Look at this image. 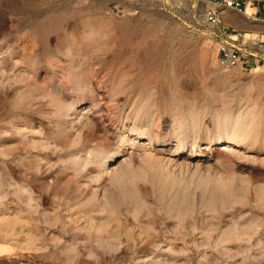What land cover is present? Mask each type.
Masks as SVG:
<instances>
[{
  "label": "rangeland",
  "instance_id": "obj_1",
  "mask_svg": "<svg viewBox=\"0 0 264 264\" xmlns=\"http://www.w3.org/2000/svg\"><path fill=\"white\" fill-rule=\"evenodd\" d=\"M224 1L0 0V264H155L185 249L177 259L181 264L210 259L214 264H264V249L239 253L234 246H196L252 221L264 222V62L223 70L220 42L206 19L214 7L223 13L222 26L260 39L256 33L264 22L249 18L264 20V0H247V12L225 11ZM65 32L72 35L66 41ZM146 54L152 61L144 70L140 60ZM90 64L93 72L112 74V80L129 71L108 83L109 90L121 83L150 93L148 102L144 97L139 103L152 110L145 121L127 120L132 108H126L123 122L109 127L105 146L86 141L98 106L83 94L93 72L78 74ZM155 107L161 115H153ZM157 125L163 141L171 136L166 146L156 143ZM193 152L205 157L187 155ZM127 166L129 182L125 175L113 184V176ZM124 185L135 189L129 197ZM106 194L122 203L116 213L120 225L114 221L108 229L112 233L120 226L119 235L111 234L119 239L108 231L103 235L104 246L117 239L123 244L112 253L102 248L103 238L83 229L109 221L108 211L84 213L87 202L105 205ZM182 217L189 219L183 223ZM180 229L191 236L172 234ZM261 231L255 240H264V226ZM128 232L139 241L133 249L126 246ZM150 233L160 246L146 251L140 241Z\"/></svg>",
  "mask_w": 264,
  "mask_h": 264
},
{
  "label": "bare ground",
  "instance_id": "obj_2",
  "mask_svg": "<svg viewBox=\"0 0 264 264\" xmlns=\"http://www.w3.org/2000/svg\"><path fill=\"white\" fill-rule=\"evenodd\" d=\"M246 12H247V10H246ZM250 17V16H249ZM252 17V16H251ZM84 25V24H83ZM89 26V25H88ZM61 28V27H60ZM88 28V27H87ZM109 28V27H108ZM111 28V27H110ZM109 28V29H110ZM59 29V28H58ZM74 29H76V28H74ZM73 29V30H74ZM66 30V29H65ZM71 30V29H70ZM69 30V31H70ZM72 30V31H73ZM257 30V29H256ZM59 31V30H58ZM86 31H87V29H86ZM74 32H75V30L73 31V34H74ZM104 32V31H103ZM109 32V31H108ZM113 32V31H112ZM128 32V31H127ZM66 33H68V32H65L64 33V35H62L63 37H64V40H65V37L67 36V35H71L70 33L69 34H66ZM123 33V32H122ZM82 34V33H81ZM125 34V33H124ZM75 35V34H74ZM73 35V36H74ZM85 35V34H84ZM98 35V34H97ZM100 35V34H99ZM98 35V36H99ZM118 35V34H117ZM72 36V35H71ZM70 36V37H71ZM79 36V35H78ZM93 36V35H92ZM101 36V35H100ZM100 36H99V38H100ZM68 37V36H67ZM93 37H95V35L93 36ZM107 37V36H106ZM114 37V36H113ZM102 38V37H101ZM105 38V37H104ZM68 39V38H67ZM66 39V40H67ZM86 39V38H85ZM91 39H93V38H91ZM98 39V38H97ZM61 40V39H60ZM65 40V41H66ZM72 40H74V39H72ZM77 40V39H76ZM106 40V39H105ZM60 42V41H59ZM75 42V41H74ZM78 42H79V40H78ZM81 42V41H80ZM85 42H87V41H85ZM84 42V43H85ZM92 42V41H91ZM99 42V41H98ZM110 42V41H109ZM69 43V42H68ZM81 43H83V40H82V42ZM80 43V44H81ZM95 44V43H94ZM97 44V43H96ZM99 44V43H98ZM58 45V44H57ZM85 45V44H84ZM102 45H104V44H102ZM102 45H100V46H102ZM107 45V44H106ZM110 45V44H109ZM109 45H107V46H109ZM114 45V44H113ZM87 46V45H86ZM111 46V45H110ZM109 46V47H110ZM78 47V46H77ZM80 47V46H79ZM83 47V46H82ZM97 47V46H96ZM95 47V48H96ZM103 47V46H102ZM115 47V46H114ZM52 48V47H51ZM129 48V47H128ZM160 48V47H159ZM53 49V48H52ZM80 49V48H79ZM87 49H88V47H87ZM87 49L85 48V50L87 51ZM102 49V48H101ZM100 49V50H101ZM143 49H145V48H143ZM152 49V48H151ZM69 50V49H68ZM104 50V49H103ZM105 50H107V47H106V49ZM110 50V49H109ZM144 51V50H143ZM49 52V51H48ZM67 52V51H66ZM68 52H71V51H68ZM142 52V51H141ZM78 53V52H77ZM103 53V52H102ZM105 53V52H104ZM107 53H108V51H107ZM147 53V52H146ZM151 53H153V52H151ZM106 54V53H105ZM110 54V53H109ZM112 54V53H111ZM159 54V53H158ZM80 55V54H79ZM141 55V54H140ZM156 55V54H155ZM159 55H161V54H159ZM95 56H97V55H95ZM142 56V55H141ZM148 56H149V53H148ZM147 56V54L145 55V57H144V59L142 58V60H140L142 63H140L141 65L140 66H142V68L144 69V70H147V68L150 66V61H152V60H150V58ZM77 57V56H76ZM75 56H74V58H76ZM103 57V56H102ZM112 57V56H111ZM118 57V56H117ZM161 58H162V56H161ZM90 59V58H89ZM151 59H153V58H151ZM79 60V59H78ZM122 60V59H121ZM71 61V60H70ZM94 61V60H93ZM92 61V62H93ZM154 61V60H153ZM156 61V60H155ZM162 61V60H161ZM60 62V61H59ZM62 62H64V61H61V63ZM134 62V61H133ZM51 63V62H50ZM58 63V62H57ZM74 63V62H73ZM139 63V62H138ZM70 64V63H69ZM89 64V63H88ZM130 64H132L131 62H130ZM135 64V63H134ZM137 64V63H136ZM157 64V63H156ZM54 65V64H53ZM56 65V64H55ZM61 65V64H60ZM81 65V64H80ZM79 65V66H80ZM133 65V64H132ZM138 65V64H137ZM176 65V64H175ZM73 66V65H72ZM71 66V67H72ZM134 66V65H133ZM139 66V67H140ZM172 66V65H171ZM60 67V66H59ZM70 67V68H71ZM77 67V66H76ZM75 67V68H76ZM91 67V64H90V66H89V68H87V69H85V70H82L81 71V73L79 72V74L78 75H80V76H84V74L85 73H87V70L89 71V72H93V70L90 68ZM136 67V66H135ZM86 68V67H85ZM133 68V67H132ZM130 69H131V67H130ZM258 69V68H257ZM260 69H261V67H260ZM125 70V69H124ZM138 70V69H137ZM137 70H135V71H137ZM143 70V71H144ZM259 70V69H258ZM126 71V70H125ZM150 71V70H149ZM257 71V70H256ZM259 71H261V70H259ZM35 72V71H34ZM118 72V71H117ZM121 72V71H120ZM129 72V71H128ZM128 72L127 73H125V72H121V73H118V74H116L115 75V80L113 79L112 80V74H106V75H101L102 73L98 70H96L95 69V72H93V74H94V80L91 82V83H89V81H87V83H89L88 85H83L84 86V88L85 89H83V94H86V93H89L88 95H86L88 98H90L93 102H95V105H94V107L95 106H98V109H97V111H95L96 113H97V116H94L95 117V119H94V125H92L93 127L91 128L90 126L88 127V129L89 128H91L92 129V131H91V129L89 130L90 132L87 134V137H86V141H87V143H88V141H89V139L91 140H93V143H95L94 141H97L98 142V144L101 146V145H103V146H105V144L109 141V135L112 133L111 131H110V129H109V127L110 126H113V127H115L116 125H117V123H122L123 122V120H122V114L125 112V110H126V108H132V110H131V112H129L128 113V116H127V120H130V119H134L135 121L134 122H141L142 120H144L145 119V117H144V115L145 114H147V113H149V112H151L148 108L146 109L145 108V106H143V105H141V104H139L140 103V101L141 102H143V98L145 97L146 98V102H148L147 101V99L149 98L150 99V93L148 94V95H146L145 94V92L144 91H140V89H139V91L140 92H138V91H136V90H134V88H132V87H130V86H120L119 84H121V83H119L118 84V86L117 87H115V86H113V88H112V90L114 89V88H116V89H114V91H112L111 89L109 90L108 89V83H110V82H112L113 81V83L115 84L116 83V80H118V81H120L119 79L120 78H125V77H127L129 74H128ZM148 72V71H147ZM75 76H76V74L75 73H73ZM141 74V73H140ZM143 74H144V72H143ZM34 75V74H33ZM32 75V76H33ZM32 76H30V77H32ZM73 76V75H72ZM90 76V75H89ZM131 76V75H130ZM63 77V76H62ZM77 77V76H76ZM138 77H139V75H138ZM100 78V81L98 80ZM119 78V79H118ZM65 79V78H64ZM130 79V78H129ZM132 79V78H131ZM130 79V80H131ZM136 79V78H135ZM140 79V77L138 78V80ZM67 80V79H66ZM65 80V81H66ZM88 80V79H87ZM124 80V79H123ZM122 81V80H121ZM132 81V80H131ZM177 81H178V79H177ZM31 82V81H30ZM33 82H35V81H33ZM43 82V81H42ZM72 82V81H71ZM134 82V81H133ZM137 82V81H136ZM112 83V84H113ZM131 83V82H130ZM129 83V84H130ZM173 83H174V81H173ZM71 84V83H70ZM113 84V85H114ZM125 84V83H124ZM82 85V84H81ZM81 85H79V86H81ZM117 85V84H116ZM131 85V84H130ZM39 86V85H38ZM89 86L91 87V89L89 88ZM32 87V86H31ZM34 87H35V85H34ZM178 89V88H177ZM145 90H146V88H145ZM162 90V89H161ZM146 91H148V90H146ZM163 91V90H162ZM161 91V92H162ZM149 92H151V91H149ZM168 93V92H167ZM171 93V92H170ZM108 94H111V96H109L110 97V99H109V97H108ZM164 94V93H163ZM122 95H126L125 97H123ZM146 95V96H145ZM151 95H153V94H151ZM166 96V95H165ZM169 96H170V94H169ZM87 97H86V99H87ZM167 97H168V95H167ZM166 97V98H167ZM176 97V96H175ZM177 98V97H176ZM85 99V98H84ZM89 99V100H90ZM148 99V100H149ZM152 99V98H151ZM154 99V98H153ZM152 99V100H153ZM156 99V98H155ZM178 99V98H177ZM145 102V101H144ZM152 103H154V102H152ZM30 104V103H29ZM145 105H146V103H145ZM143 106V107H142ZM148 106V104L146 105V107ZM151 106V105H150ZM149 106V107H150ZM156 106V105H155ZM159 106V105H158ZM129 108V109H130ZM156 108V107H155ZM151 109V108H150ZM152 109H153V106H152ZM159 108L157 107L154 111H153V115H156L157 113H159ZM182 110V109H181ZM173 113V112H172ZM194 113V112H193ZM160 114V113H159ZM151 115V114H150ZM161 115V114H160ZM157 116V115H156ZM149 117V116H148ZM153 117V116H152ZM158 117H159V115H158ZM161 117V116H160ZM194 118V117H193ZM158 119V118H157ZM160 119V118H159ZM158 119V120H159ZM126 120V121H127ZM151 120H152V118H151ZM161 120V119H160ZM194 120V119H193ZM145 121V120H144ZM158 122V121H157ZM156 122V123H157ZM160 122V121H159ZM194 122V121H193ZM158 124V123H157ZM192 124V123H191ZM136 126V125H135ZM137 126H139L138 124H137ZM193 127L195 126V125H192ZM112 127V128H113ZM119 128V127H118ZM157 134L156 133H154L155 134V140H156V143L158 144V145H160V146H166L165 145V143H167V140L168 141H170V135H168V137H167V139H165L164 141L161 139V136H160V132H161V128H159V126L157 125ZM139 129V128H138ZM194 129V128H193ZM194 131V130H193ZM137 132V134H138V131H136ZM141 132V131H140ZM142 134V133H141ZM169 134V133H168ZM139 135V134H138ZM113 136V135H112ZM85 138V137H84ZM127 138V137H126ZM188 138V137H187ZM152 139V138H151ZM186 140V139H185ZM85 141V142H86ZM182 141V140H181ZM82 142H84V141H82ZM90 142V141H89ZM92 142V141H91ZM155 142V141H154ZM125 143V142H124ZM84 144V143H83ZM92 144V143H91ZM97 144V145H98ZM134 144H136L135 143V141H134V139L132 138V140H131V145H134ZM85 145V144H84ZM89 145V144H88ZM98 145V146H99ZM109 145H110V143H109ZM102 146V147H103ZM107 146V145H106ZM101 148V147H100ZM107 148V147H106ZM178 149V148H177ZM175 150V149H174ZM99 151V150H98ZM101 151V150H100ZM178 151L179 150H175V154H177L178 153ZM101 153V152H100ZM99 154V153H98ZM194 154H197V155H199V157H205V154L204 153H188L187 155H189L190 157L191 156H193ZM190 157H188V158H190ZM96 159L98 158V156L97 157H95ZM94 158V159H95ZM220 158V157H219ZM93 159V158H92ZM225 164V163H224ZM32 165V164H31ZM32 167V166H31ZM128 167V166H127ZM30 168V167H29ZM28 168V169H29ZM130 168H132L131 169V171L134 169L133 167H131L130 166ZM163 168V167H162ZM127 169H129V167L128 168H123L122 167V169L118 172L117 171V174H115V176H113V179H111V180H113V184H114V182H118V179H119V181L121 180V178L122 177H125V175H126V179H124V180H128L127 181V183L129 182V180H130V175L128 174V176H129V178H127ZM30 170V169H29ZM135 170V169H134ZM157 170V169H156ZM162 170V169H161ZM32 171V170H31ZM154 171H155V168H154ZM154 171H153V174H154ZM33 172V171H32ZM32 172H30V174L32 173ZM101 172V171H100ZM135 172H137V171H135ZM36 173V175H38L37 174V172H35ZM129 173V172H128ZM139 173V172H138ZM161 173H163V172H161ZM166 173V172H165ZM164 173V174H165ZM170 174H171V172H169ZM29 174V175H30ZM98 174H99V171H98ZM133 174H134V172H133ZM156 174H157V172H156ZM159 174V173H158ZM169 174V175H170ZM33 175H34V177H35V174L33 173ZM32 175V176H33ZM40 175V174H39ZM43 175V174H42ZM72 175V174H71ZM80 174L78 173V175H77V177L79 176ZM101 175H102V173H100V177H101ZM103 175H104V173H103ZM102 175V176H103ZM73 176H75V175H73ZM98 176V175H97ZM136 176V175H135ZM157 176V175H156ZM165 176V175H164ZM167 176H168V174H167ZM37 177V176H36ZM69 177H70V175H69ZM133 177H134V175H133ZM150 177H152V175H150ZM154 177V176H153ZM159 177H160V175H159ZM166 177V176H165ZM47 178V177H46ZM70 178H72V177H70ZM98 178V177H97ZM102 178V177H101ZM157 178V177H156ZM30 179H31V177H30ZM33 179V178H32ZM31 179V181H33ZM35 179V178H34ZM39 179V178H38ZM43 179V178H42ZM100 178H98V180H99ZM27 180V179H26ZM29 180V179H28ZM68 180L70 181V179L68 178ZM153 180V179H152ZM154 180H156V179H154ZM160 180H162V178H160L159 179V182L161 183L162 181H160ZM94 181H97V179L96 180H94ZM122 181H123V178H122ZM156 181H158V179L156 180ZM178 181V180H177ZM46 182V181H45ZM126 182V181H125ZM125 182L123 183V184H125ZM58 183V182H57ZM111 183V184H112ZM115 183V184H116ZM122 183V182H121ZM47 184L48 183H46V186H47ZM118 184H120V183H118ZM117 184V185H118ZM162 184V183H161ZM160 184V185H161ZM163 184H165V183H163ZM162 184V185H163ZM172 184V183H171ZM45 185V184H44ZM49 185V184H48ZM55 185V184H54ZM53 185V186H54ZM116 185V186H117ZM177 187H179V183L177 182ZM114 186V185H113ZM115 186V187H116ZM125 186L126 185H124V189L125 190H127L128 191V189H126L125 188ZM176 181L173 183V187L175 188V189H177L176 187ZM48 187V186H47ZM127 187H128V184H127ZM167 187V186H166ZM133 188V187H132ZM140 188V187H139ZM163 188H165V187H163ZM130 189V188H129ZM136 189H137V187H136ZM143 188H141V190H142ZM172 189V188H171ZM190 189V188H189ZM131 190V189H130ZM133 190V189H132ZM132 190L131 191H128V192H130V193H126L127 195H128V197H129V194H132V193H134V190H133V192H132ZM138 190H140V189H138ZM173 190V189H172ZM179 191V190H178ZM177 191V192H178ZM124 193H125V191H123ZM123 192H122V194H123ZM132 192V193H131ZM139 192V191H138ZM141 192V191H140ZM184 192H185V189H184ZM188 193V192H187ZM189 193H190V191H189ZM110 194V193H109ZM109 194H106L107 196L109 195ZM112 194V193H111ZM177 194H180V193H177ZM184 194H186V192L184 193ZM114 195V194H113ZM113 195H109L108 197H107V199H106V202H105V205L104 204H96V202H94V201H91V202H89V204H88V202L86 203V205H85V207L88 209V210H86V212L84 211V213H91V211H96V210H100V212H104L105 213V211L107 212H110L109 213V215H111V216H109V221H107L106 220V222H100V224H98L97 226H95L94 228H92V226H90V228L89 227H83V229L84 230H87L88 232H89V234H91V235H95L94 237L96 238V239H102L103 238V235H104V233H107V231H108V233H110V229L109 228H111L110 226H111V224L114 222V221H118V223H119V225H120V219H119V217L116 215V213H117V210H119L120 209V205L122 204L121 202H119V198H118V201L116 200V198L113 196ZM122 196H125V194H123ZM135 196V195H134ZM137 196V195H136ZM136 196H135V199H133L131 196V198L134 200V203H135V200L137 199L136 198ZM139 196H140V194H139ZM138 196V197H139ZM190 196V195H189ZM46 197V196H45ZM186 197H188V194H187V196ZM130 198V199H131ZM176 198H178V197H176ZM184 198H185V196H184ZM47 199V198H46ZM121 199H122V197H121ZM124 199H127V198H125L124 197ZM174 199V198H173ZM172 199V200H173ZM180 200V199H179ZM187 200H189V198L188 199H186V201ZM122 201V200H121ZM124 201V200H123ZM126 201V200H125ZM124 201V202H125ZM128 201L130 202V200L128 199ZM123 202V203H124ZM137 202H139V200L137 201ZM172 202H175V201H172ZM176 202H177V200H176ZM179 202H181V201H179ZM171 203V202H170ZM144 204V203H143ZM180 204V203H179ZM181 204H183V202H181ZM140 205H141V203H140ZM140 205H137V206H139L140 207ZM169 205H171V204H169ZM177 203H172V207L174 206V207H176L177 208ZM189 205V204H188ZM142 206V205H141ZM185 206H187V205H184V207ZM171 207V208H172ZM179 207V206H178ZM119 208V209H118ZM169 208H170V206H169ZM175 208V209H176ZM183 208V207H182ZM186 209V208H185ZM170 210V209H169ZM184 210V209H183ZM175 212H176V210H175ZM177 212H178V209H177ZM176 212V213H177ZM180 212H184V211H181L180 210ZM178 213L179 215L180 214H182V213ZM185 212H187L188 213V211L186 210ZM171 213V212H170ZM186 214V213H185ZM176 215V214H175ZM179 215H178V217H179ZM183 215V214H182ZM186 215H188V214H186ZM177 217V219H178V221H179V219L181 218V216L178 218ZM188 217V216H187ZM111 218V219H110ZM189 219V218H188ZM188 219H184V217H182V219L180 220V222H187L186 220H188ZM191 220V219H190ZM196 220V219H195ZM204 220V219H203ZM207 221V220H206ZM12 222V221H11ZM15 222V221H14ZM205 222V221H204ZM203 222V223H204ZM250 222V221H249ZM6 223H7V221H6ZM178 223V222H177ZM182 223V224H183ZM213 223V222H212ZM264 223V222H263ZM262 223V221H259L258 222V220L256 221H252L251 222V224L249 223V225H248V227H246V228H244V229H242V228H240V227H238V228H235V229H231L230 231L228 230V232H223V233H220L219 234V237L216 239V240H214L213 242L211 241L212 240V237H211V242H205L203 245H201V244H199V243H197L196 244V246H197V248L198 249H200V248H202V247H206V248H211V249H217V248H220V249H222V250H228V247H231V246H234L235 248H237V252H241V251H247V253H249V252H255V251H258V250H262V249H264V240L262 241V240H255L254 239V236L255 235H258L260 232H262L261 231V229H262V227L264 226V224ZM8 224H10V227L8 226V229L9 230H11V229H13V227L14 226H12L11 225V223H8ZM185 224H187V223H185ZM213 224H216V223H213ZM240 224V223H239ZM112 225H114V224H112ZM180 225H181V223H180ZM205 225H207V224H205ZM6 226V225H5ZM177 226H179V225H177ZM182 226V225H181ZM187 226V225H186ZM115 227V226H114ZM118 229H120L119 227L120 226H116ZM208 226H206V228H207ZM210 227V226H209ZM208 227V228H209ZM218 227V226H217ZM15 228V227H14ZM112 228H113V226H112ZM116 228V229H117ZM182 228V227H181ZM82 229V228H81ZM109 229V230H108ZM114 230H111L112 231V233H113V231H115L116 229L115 228H113ZM117 229V230H118ZM177 229V228H176ZM184 229H185V226H184ZM204 229V228H203ZM221 229V228H220ZM14 230V229H13ZM188 230V229H187ZM213 230H214V232H215V230H219V229H212V232H213ZM186 231V230H185ZM194 231H195V229H194ZM203 231V230H202ZM118 232V231H117ZM117 232L115 231V233L114 234H117ZM204 232H206V231H204ZM210 232H211V230H210ZM94 233V234H93ZM112 233H110L109 235H110V237L111 236H113L114 238H116L117 237V235H119V232H118V234L117 235H111ZM172 234H174V235H182V236H184V235H188V236H191V233L190 232H187L186 234H182V230L180 229V230H176V232H172ZM205 234H207V233H205ZM212 235V234H211ZM8 236V235H7ZM127 236H128V244L126 245L127 246V248L128 249H133V248H135V247H137L138 246V244H139V241H137V239H134L133 238V233L132 232H128V234H127ZM9 237H10V235H9ZM109 237V236H108ZM119 237V236H118ZM117 237V238H118ZM158 237V236H157ZM256 237V236H255ZM8 238V237H7ZM152 238V239H151ZM210 238V237H209ZM119 239V238H118ZM116 240V241H114V242H112V241H110V243H108V242H106V243H108V245L106 244L105 246L103 245L104 244V242H102L103 240H104V238L102 239V240H99V242L101 243V245H102V248H104V249H109V250H111V253H112V250H118L119 248H121V247H123V244L122 243H120V242H118L119 240ZM114 240V239H113ZM155 240H157L156 239V236H153V234H149V238H146V239H143L142 241H140L141 242V246L143 245V249L144 250H146V251H148V250H150V248L149 247H151V246H155V247H158V246H160V244L159 245H157V243H156V241ZM177 240V239H176ZM98 241V240H97ZM175 242V241H174ZM114 243V244H113ZM104 246V247H103ZM141 246H139V247H141ZM27 247L29 248H31V247H33V241L32 242H27ZM142 248V247H141ZM140 248V249H141ZM152 248V247H151ZM142 249V250H143ZM148 249V250H147ZM109 250H107L106 252H108ZM141 250V251H142ZM143 250V251H144ZM186 250V249H185ZM183 251V256H184V253L186 254V252H187V250L186 251ZM0 252L1 253H4V251L2 250V249H0ZM114 252V251H113ZM239 252V253H240ZM182 254L180 255V253H174V254H172V257L171 258H165V259H160L159 260V262L157 261V263L155 262V264H181L180 262H178V260L177 259H179V257H181L182 256ZM235 257V256H234ZM251 257V256H250ZM206 258V257H205ZM200 260H202V258L200 259ZM211 260V259H210ZM210 260H208V262L207 263H205V261H199L198 262V264H214L212 261H210ZM188 264V263H187ZM216 264V263H215Z\"/></svg>",
  "mask_w": 264,
  "mask_h": 264
},
{
  "label": "built area",
  "instance_id": "obj_3",
  "mask_svg": "<svg viewBox=\"0 0 264 264\" xmlns=\"http://www.w3.org/2000/svg\"><path fill=\"white\" fill-rule=\"evenodd\" d=\"M211 3L213 0H205ZM247 0H225L223 9L225 11L243 12L247 10ZM252 4V3H251ZM249 4V6L251 5ZM254 15V14H253ZM223 13L216 8H210L206 12L207 23L211 27L212 35L220 42L218 50L219 66L225 71L237 68H252L264 62V40L246 38L245 35L235 34L230 29L222 26ZM250 20L264 22L257 16ZM34 264H37L34 263Z\"/></svg>",
  "mask_w": 264,
  "mask_h": 264
},
{
  "label": "crops",
  "instance_id": "obj_4",
  "mask_svg": "<svg viewBox=\"0 0 264 264\" xmlns=\"http://www.w3.org/2000/svg\"><path fill=\"white\" fill-rule=\"evenodd\" d=\"M257 31L258 32L256 34H258V36L260 37V39H263L264 38V28H261V30H257ZM248 32H249V30H248Z\"/></svg>",
  "mask_w": 264,
  "mask_h": 264
}]
</instances>
